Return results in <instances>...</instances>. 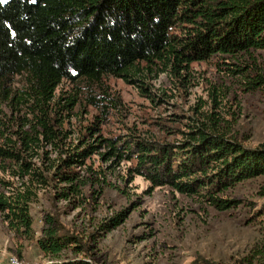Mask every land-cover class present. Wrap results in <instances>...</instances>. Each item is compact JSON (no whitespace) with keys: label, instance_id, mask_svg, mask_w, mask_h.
Masks as SVG:
<instances>
[{"label":"trees","instance_id":"16d2710c","mask_svg":"<svg viewBox=\"0 0 264 264\" xmlns=\"http://www.w3.org/2000/svg\"><path fill=\"white\" fill-rule=\"evenodd\" d=\"M264 51V0H7L0 4V217L14 236L34 241L39 256L56 260L64 250L90 256L99 236L127 218L121 211L96 226L86 240L47 216L35 237L31 206L39 194L75 208L85 202L82 190L107 185V174L122 162L130 176L149 188H170L196 197L216 210L241 202L224 196L243 181L264 176V141L245 147L221 130L215 112L206 121L191 118L185 131L160 140L129 129L121 137L98 136L106 110L100 98L104 77L139 82L166 74L187 83L194 63L220 60L228 76H242L245 93L264 92V75L252 52ZM250 57L251 62L242 58ZM23 77L13 89L12 78ZM143 78V79H142ZM63 81L85 84L96 117L78 130L74 118L78 92L60 91ZM94 88L102 95H95ZM80 91V89L78 90ZM212 91H215L213 89ZM213 105H219L216 92ZM81 94V95H83ZM147 97V96H145ZM181 135V139L177 137ZM102 150V152H100ZM98 155L104 168H94ZM112 170V171H113ZM114 172V171H113ZM111 173V172H109ZM101 191L90 194L91 201ZM264 196V188L260 191ZM256 213L264 223V204ZM264 264V233L259 244L236 264ZM88 264V263H77ZM192 264H217L197 256Z\"/></svg>","mask_w":264,"mask_h":264},{"label":"rangeland","instance_id":"374dc122","mask_svg":"<svg viewBox=\"0 0 264 264\" xmlns=\"http://www.w3.org/2000/svg\"><path fill=\"white\" fill-rule=\"evenodd\" d=\"M252 54L264 75V51ZM242 59L251 62L250 57ZM218 62L219 59L213 58L192 64L187 83L166 74L156 79L150 76L145 82L149 85L147 95L141 91L140 86L144 85L139 82L104 77L100 90L105 91L109 100L99 97L106 114L98 136L121 137L134 129L138 134L172 140L176 132L187 129L191 118L203 122L206 114L215 112L221 130L238 138L245 147L255 148L264 141V92H243L240 82L244 78L226 75ZM23 82V77L17 76L9 85L17 89ZM100 90L94 88V94L102 95ZM60 91L78 92L81 106L73 121L78 130L96 117L102 119V110L88 104L83 94L88 91L85 84L77 88L75 83L63 81L57 93ZM211 91L216 92L220 102L216 108L209 95ZM91 162L94 168L109 165L101 162L98 155ZM129 166L122 162L112 168L114 172L105 170L108 184L102 189L97 185L83 188L86 200L81 206L56 202L50 191L41 192L38 202L31 206L36 238L47 228L45 218L50 215L83 241L101 222L121 211L127 212L118 228L89 242L90 256L76 255L72 250H64L56 260L39 256L34 241L14 236L0 217V264H9L14 257L25 264H192L197 256L217 264H236L260 243L264 223L256 213L264 204V196L259 195L264 188V176L243 181L223 194L241 204L219 211L200 198L185 197L169 187L150 189L149 183L139 176L129 182L126 171ZM94 190L101 193L91 201Z\"/></svg>","mask_w":264,"mask_h":264},{"label":"bare ground","instance_id":"6f19581e","mask_svg":"<svg viewBox=\"0 0 264 264\" xmlns=\"http://www.w3.org/2000/svg\"><path fill=\"white\" fill-rule=\"evenodd\" d=\"M9 264H25L23 260L14 257L13 259H10Z\"/></svg>","mask_w":264,"mask_h":264},{"label":"snow or ice","instance_id":"6c2138e0","mask_svg":"<svg viewBox=\"0 0 264 264\" xmlns=\"http://www.w3.org/2000/svg\"><path fill=\"white\" fill-rule=\"evenodd\" d=\"M7 3V0H0V4Z\"/></svg>","mask_w":264,"mask_h":264}]
</instances>
